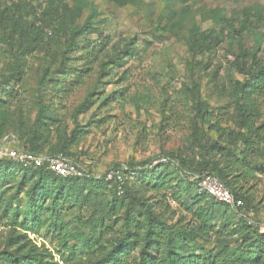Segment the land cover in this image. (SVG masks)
Masks as SVG:
<instances>
[{
  "label": "rangeland",
  "instance_id": "obj_1",
  "mask_svg": "<svg viewBox=\"0 0 264 264\" xmlns=\"http://www.w3.org/2000/svg\"><path fill=\"white\" fill-rule=\"evenodd\" d=\"M51 7L66 14L64 28L39 23L50 15ZM30 24L39 28L32 32L35 46L21 63L24 79L20 87H9L17 92L15 97L22 103L23 117L30 122L36 113L35 98L41 96V101L58 116L65 134L76 125L86 131L78 145L64 151L67 158L97 177L114 167L122 169L128 185L137 184L139 194L145 198L155 194L149 187L151 179L147 178L145 183L135 177L130 179L128 167L136 169L164 155L175 165L181 157H191L192 150L197 153L190 143L191 99L183 89L195 87L209 110L228 108L233 115V83L243 79L232 66L233 55L243 51L248 56L247 62L249 54L254 53L264 60V0H0V77L14 65L10 39L15 40L19 29ZM83 24L91 26L93 33L84 32L75 37L76 47L66 52L71 32ZM229 24L242 34L231 47L226 41ZM30 31L25 29L24 37L29 36ZM202 36L213 39L205 54L197 50ZM125 49H129L128 55ZM86 51H92L91 55ZM62 56L66 60H62ZM87 60L93 63L85 73ZM113 60L120 63L114 65ZM103 64L107 69L101 75ZM125 71L131 95L139 92L147 103L135 104L128 98L102 105L109 94L123 89L116 82ZM79 73L84 82L76 86L73 77ZM43 75L51 81L39 87ZM69 83L72 87L67 93L53 90L59 84ZM87 97L90 99L85 109L77 112ZM259 110L263 116L264 105ZM15 117L5 116L8 120ZM2 119L0 117V149L22 151L27 148L25 138L14 136L16 122L12 126ZM27 125L28 132L29 123ZM199 128L210 142L217 138L213 131L207 130V125ZM59 138L53 130L42 143L40 153H61ZM198 160L195 156L193 163ZM8 168L7 176H4L6 171L0 169V251L12 250L8 238L24 233L37 246L47 249L55 261L61 246L58 245L60 230L53 226L57 227L62 221L71 234L69 245L75 246V258L72 256L70 262L77 260L86 264L94 260L92 256L108 252L111 238L121 228V220L117 224L107 221L103 227L93 228L89 224L92 208H80L73 200L56 203L50 198L44 210L31 221L23 214L27 211L32 181H26L21 187L22 169L12 163ZM172 170L170 167L163 174L174 172ZM197 173H186L188 184L183 190L178 187V173H172L173 182L165 191L169 196L167 203L175 211L173 217L169 213L165 215L171 223L178 218L183 219V225L190 223L196 208L212 202L213 199L207 197L200 205L192 203L194 198L205 194L193 182V175ZM255 190L256 200L232 218L229 211L215 207L206 233L188 242L190 251L216 257L233 246L240 248V235L229 233L243 221L264 233V177ZM112 194L110 188L105 190V200H110ZM193 224L197 225V221L193 220ZM91 235L94 242L95 238H100L93 247L84 244Z\"/></svg>",
  "mask_w": 264,
  "mask_h": 264
},
{
  "label": "trees",
  "instance_id": "obj_2",
  "mask_svg": "<svg viewBox=\"0 0 264 264\" xmlns=\"http://www.w3.org/2000/svg\"><path fill=\"white\" fill-rule=\"evenodd\" d=\"M66 20V14L52 8L50 15L39 23L46 26L57 25L62 29ZM25 29L31 30L29 36L24 37ZM37 29L39 28H36L34 24L26 25L19 29L15 40L10 39L9 46L12 49L11 57L14 59V65L6 75L0 77V117L3 118L1 121H9L10 123H8L12 126L16 122L14 136L16 139L25 138L27 144V148H24L25 151L44 156L61 154L68 157L64 151L70 146L78 145L86 131L76 125L69 134H65V129L59 124L58 116L53 114L49 107L41 101V96H36L34 101L36 113L30 122H27L22 114L24 111L22 103L15 97L17 92L13 88H9L10 86L20 87L24 79L21 63L35 46L36 39L32 32ZM84 32L93 33L91 26L83 24L71 32L72 36L66 52L76 47L75 37ZM227 33L226 41L229 47L239 41L242 35L232 24L227 26ZM212 41V38L202 36L197 43V50L203 54L207 53ZM238 45L240 47L239 43ZM126 49L124 51L128 55L129 49L127 51ZM86 53L91 55L92 51H86ZM246 59L248 56L241 51L238 55H233L231 62L233 68L243 76L241 81L233 83L232 92L235 97L233 103L235 114L233 113V115L229 114L228 108L209 110L207 104L200 99L195 87L183 89L191 99L189 111L192 117V138L190 143L194 145L198 155L192 150L191 157L183 156L175 165L171 164L169 158L164 155L167 158V162L164 164L152 165L151 161H146L139 168H127L128 171H131L130 179L135 177L140 183H145L147 178L151 179L149 187L155 193L154 196L148 198L141 196L136 187L137 184L128 185V179L126 180L125 177L123 193L118 195L115 184L106 181L103 176L63 178L43 168H24L12 160H0V169H4V171L9 169L10 163L22 169L21 187L26 181H32L27 211L24 212L23 217L29 216L32 221L44 210L45 202L52 198L56 203L73 200L80 208L84 206L92 208L89 224L93 228L103 227L107 221L112 220L114 224H117L121 220V228L118 234L111 238L112 246L108 252L103 256H92L91 258L94 260H90L86 264H264V233H260L257 228L249 227L245 221L229 233V235H240V248L233 246L224 253L212 257L194 254L188 246V242L194 240L197 235H204L209 229L208 225L215 207L217 210L229 211L231 218L239 215L242 209L250 207L251 203L256 200L255 189L259 186L261 177H264V115L261 116L259 112L261 106L264 105V60L255 53L249 54V62ZM62 60H66L65 56H62ZM67 61L69 60L67 59ZM92 63L87 60L83 72L88 73ZM113 63L115 65L120 62L113 60ZM106 66L103 64L101 67V75H104ZM63 75L66 76L67 72H64ZM82 77L83 75L80 73L73 77L77 82L76 86L83 84ZM50 81V78L43 75L39 80V87H44L45 83ZM128 81L125 71L116 82L118 86L122 85L123 89L109 94L102 100V105L107 106L116 100H127L128 98L135 104L147 103L146 97L139 92L131 95ZM71 87V83L65 86L59 84L53 90L58 89V92L64 94L71 91ZM89 99L90 97H87L77 112L85 109ZM7 114L19 118L8 120L5 118ZM230 121H232L231 126L229 125ZM28 123L29 131L27 132L25 126H28ZM202 124L207 125L208 131H213L216 134L215 140L210 142L206 139L205 134L200 132L199 126ZM53 130L58 138L61 137L59 138V149L63 153L41 154L42 143ZM195 156L199 160L193 163ZM170 167L179 175L178 187L180 190L185 189L188 184L186 183V173L198 172L193 175L195 177L193 182L196 186H198L197 177L205 173L212 174L223 183L235 199L243 202V207L234 210L212 198V202L208 203L206 207L196 208L192 212L190 223L183 225L182 218L171 223L165 219V215L169 213L173 217L175 211L168 205L169 196L165 191L173 182L174 178H171V175L174 172L163 174ZM4 176H7V171ZM108 188L113 191V194L110 200H105L104 191ZM155 195L161 196L155 198ZM207 197L209 196L204 194L199 198H194L192 203L200 205L207 200ZM98 209L101 210L98 211ZM158 210L160 211L157 212ZM17 215L18 212L15 217ZM193 220L197 221V225H192ZM13 224H17L16 220ZM53 228L60 230L58 245L61 246V252L57 254L59 260L63 264H82L77 260L70 262L72 256L75 258V246L69 245L71 234L65 230L62 221ZM93 239L94 236H89L84 244L93 247L100 238H95V242L92 241ZM8 241L12 250L0 251V263L4 261L5 264H58L53 261L52 254L47 249L37 246L24 233H16L14 237H9ZM185 248L187 250H184ZM98 252L101 254L102 250H98ZM228 255L229 257H227ZM228 259L230 262L227 261Z\"/></svg>",
  "mask_w": 264,
  "mask_h": 264
},
{
  "label": "built area",
  "instance_id": "obj_3",
  "mask_svg": "<svg viewBox=\"0 0 264 264\" xmlns=\"http://www.w3.org/2000/svg\"><path fill=\"white\" fill-rule=\"evenodd\" d=\"M4 159L12 160L24 168H43L63 178H88L93 175L78 163L61 154L42 156L25 150L0 149V160ZM166 162L167 158L162 156L152 162V165L164 164ZM103 177L106 181L115 184L118 195L123 193L125 176L122 169H111L103 174ZM197 179L199 189L215 201L225 204L234 210L243 207V202L235 199L216 176L205 173L197 177ZM55 262L63 264L59 258L55 259Z\"/></svg>",
  "mask_w": 264,
  "mask_h": 264
}]
</instances>
